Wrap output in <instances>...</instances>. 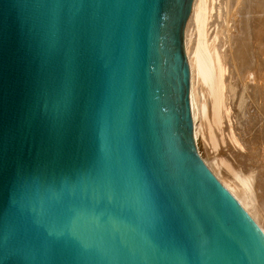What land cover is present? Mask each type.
Returning <instances> with one entry per match:
<instances>
[{
	"label": "water",
	"instance_id": "water-1",
	"mask_svg": "<svg viewBox=\"0 0 264 264\" xmlns=\"http://www.w3.org/2000/svg\"><path fill=\"white\" fill-rule=\"evenodd\" d=\"M195 0H0V264H264L199 152Z\"/></svg>",
	"mask_w": 264,
	"mask_h": 264
},
{
	"label": "bare ground",
	"instance_id": "bare-ground-1",
	"mask_svg": "<svg viewBox=\"0 0 264 264\" xmlns=\"http://www.w3.org/2000/svg\"><path fill=\"white\" fill-rule=\"evenodd\" d=\"M257 2V7H259L257 8L255 5V8H260L261 14L264 15L262 13L264 11V0H257ZM225 3L226 1H224ZM246 3L248 4V2ZM226 4L229 6V3ZM212 7L214 8L209 0L194 1L185 36L186 53L191 68L190 93L193 103L197 145L202 141L201 139L206 137L203 129L208 125V122L211 125H213V122L220 125L223 119H232L231 108L233 107L230 100L237 96L238 83L241 77L246 76L252 62L255 63L260 59L258 52L260 53L259 48L262 43L260 39L263 34L264 18L260 13L257 12L256 20L250 21L246 17L245 12L247 10L244 9L243 14L246 15H244L246 18L242 17V12H239L242 18H238V15L236 19L235 14L227 15L225 16L226 19L223 17L224 20L220 24L223 11L222 13L219 12L220 14H209ZM235 8L234 5L232 9ZM251 15L253 14L251 13L248 16ZM255 45L259 47L256 50L253 48ZM252 49L256 51V57ZM212 139L214 140V138ZM232 141L237 145L238 150H244L245 143L242 140H238L233 135ZM206 149L209 159L206 162L209 167L258 222L257 216H264V170L261 171L259 168L256 170L255 168L258 165L256 167L249 166L247 170L239 166L237 158L244 155L242 152L241 154H237L235 151H231V154L220 152L214 143H211V145L206 143ZM241 168L245 170L243 171Z\"/></svg>",
	"mask_w": 264,
	"mask_h": 264
},
{
	"label": "rangeland",
	"instance_id": "rangeland-1",
	"mask_svg": "<svg viewBox=\"0 0 264 264\" xmlns=\"http://www.w3.org/2000/svg\"><path fill=\"white\" fill-rule=\"evenodd\" d=\"M224 1H226V3H229V6L226 3L225 4L227 7L224 6L225 5ZM224 1L223 0H209L211 5L214 6V8L212 7L209 14H220L223 11V13L221 14L222 18L227 16V15L231 16L232 14H235V17L237 19L238 15H239L238 18H242V17L246 16L245 14H243V11L245 12L244 9H246L247 10L245 12L247 14L246 17H248L247 19H250V21L256 20L255 16H256L257 12H258V14L260 13V15H262L260 12V8L257 9L259 7V6L257 7V5H258L257 0L256 1L254 0L253 2H252V0H242V1L238 0L239 6H238V2H236L237 0H235L236 3L233 2L234 0H231V2L233 4L231 2H229L230 0H224ZM244 1H245V3H244ZM246 2H248V4H250L249 7H248V4ZM216 3L219 5H217ZM234 5L236 8L233 10L232 7L234 8ZM255 5L257 8H255ZM217 6H221V7H219L220 9ZM244 7H246V8H244ZM221 8H223V9L221 10ZM224 8H226V9H224ZM252 8H253V10H252ZM240 9H241V11H240ZM227 10H229V11H227ZM239 12L240 13L242 12L241 13V14H243L242 17H241V14H239ZM248 12H250V13L248 14ZM251 13L253 15H251L249 17L248 15H250ZM262 13L264 14V11ZM223 14H224V16H223ZM221 17H220V24L224 20V18L222 19ZM252 17H254V18H252ZM262 17L264 18V15H262ZM225 19H226V17H225ZM218 26H220V25H218ZM262 30H263V34H262L263 36L261 35V37L263 39L262 38L260 39V41L262 42L261 47L259 48L257 45H255V47H253L255 50L257 49V47L260 49L261 54L259 52H258V54H259L261 60L258 57L259 60L257 62H255V63L252 62V64L250 65L251 68L248 66L249 67L248 69H250V70L246 73V76L241 77V80L238 83V90H237V94H236L237 96L236 97L234 96V99L230 100L231 101L230 103L232 104L231 106L233 107V108H231L232 109L231 112L233 113L232 119L231 118L230 119H223V121L220 125H217L213 121H212L213 125H211L208 122V125H206L203 129L206 137H205V139H201L202 141L199 142L198 148H199V152L201 153L202 157L207 162L209 159H208V153H207V149H206V143L210 144V145H211V143H214L220 152H225L227 154L228 153L231 154V151H235V152H237V154H239V153L241 154V152L244 153V155H242L241 157H239L237 159L239 162V166H242L246 170L249 166H251V167L255 166L256 167L257 165H258L257 168H255L256 170L258 168H259V170L261 169V171L264 170V167H263V165H264V68H263L264 67V24H263ZM254 49H252V52L253 51L255 52L254 55L256 57L257 54H256V51ZM242 80H243V82H242ZM210 118H212V117H210ZM233 135L235 137H237L238 140H240V141L242 140V142L245 143V147H244L243 151L238 150L237 145H235L233 143V141H232ZM212 138H214V140ZM245 153H246V155H245ZM243 168H241V169L243 170ZM263 174H264V171H263ZM257 217H258L257 220L259 222V223L258 222L257 223L259 225H261V228L264 231V220H263L264 216L261 217V215H260Z\"/></svg>",
	"mask_w": 264,
	"mask_h": 264
}]
</instances>
